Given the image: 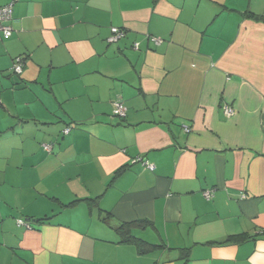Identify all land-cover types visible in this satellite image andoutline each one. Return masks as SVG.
<instances>
[{
	"label": "crops",
	"instance_id": "crops-1",
	"mask_svg": "<svg viewBox=\"0 0 264 264\" xmlns=\"http://www.w3.org/2000/svg\"><path fill=\"white\" fill-rule=\"evenodd\" d=\"M6 5L0 264H264V0Z\"/></svg>",
	"mask_w": 264,
	"mask_h": 264
},
{
	"label": "trees",
	"instance_id": "trees-1",
	"mask_svg": "<svg viewBox=\"0 0 264 264\" xmlns=\"http://www.w3.org/2000/svg\"><path fill=\"white\" fill-rule=\"evenodd\" d=\"M250 16L264 21V15H257L255 13L251 12ZM116 116H119V115H116ZM69 132H70V127L68 126L64 129V133L67 134ZM122 171H123V168L119 169L116 172L115 177L118 176ZM95 200L90 199V201H95ZM99 215L103 221L108 222L110 225H113L112 224V217H110L109 215H104L102 213H99ZM48 219H50V217L40 219V221L48 220ZM23 221L27 226H29L28 221H25L24 219H23ZM143 222H144V220H136V221H132V222H121L118 225H114V227L116 230H118V232H120V235L122 237V241L136 243L140 253H146V252L152 251V250L157 249V248L160 249L162 247H165L166 245L150 243V242H148V241H146L140 237H137L133 234L132 228L137 227V226H143ZM245 239H246V237L243 234H237V235L229 236L225 242H239V241H243Z\"/></svg>",
	"mask_w": 264,
	"mask_h": 264
},
{
	"label": "built area",
	"instance_id": "built-area-1",
	"mask_svg": "<svg viewBox=\"0 0 264 264\" xmlns=\"http://www.w3.org/2000/svg\"><path fill=\"white\" fill-rule=\"evenodd\" d=\"M11 6H0V40L3 36H9L12 34V27L11 25L7 24L6 21L11 18ZM126 36V31L123 28L120 27H112L111 28V35L107 38V41L109 43H114L120 41L122 38ZM155 41H158V39L154 38ZM137 47V43L135 44ZM23 68V58L18 57L16 59V62L14 63L13 69L16 72H21ZM225 112L228 115H231L234 112L233 107L226 105L225 106ZM127 108L124 106V104L121 101L115 102V109L114 114L119 116H125L126 115ZM186 131H189V128H185ZM48 146H46L47 148ZM149 165L150 169H153V165ZM18 222L20 224H25L22 219H19Z\"/></svg>",
	"mask_w": 264,
	"mask_h": 264
}]
</instances>
